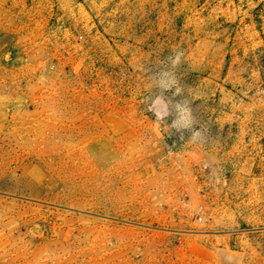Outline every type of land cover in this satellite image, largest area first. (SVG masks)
Returning a JSON list of instances; mask_svg holds the SVG:
<instances>
[{
  "label": "rangeland",
  "instance_id": "obj_1",
  "mask_svg": "<svg viewBox=\"0 0 264 264\" xmlns=\"http://www.w3.org/2000/svg\"><path fill=\"white\" fill-rule=\"evenodd\" d=\"M223 3L0 0V264H264V157L228 153L264 71Z\"/></svg>",
  "mask_w": 264,
  "mask_h": 264
},
{
  "label": "crops",
  "instance_id": "obj_2",
  "mask_svg": "<svg viewBox=\"0 0 264 264\" xmlns=\"http://www.w3.org/2000/svg\"><path fill=\"white\" fill-rule=\"evenodd\" d=\"M232 3V4H231ZM264 5V0H251V2H247L244 0H224L222 4V8L229 12L235 11V19L225 18V24L223 29L225 30L224 35H220V37L216 40L221 44L226 45V51L228 53V59L233 58L232 52L237 49V54L242 56L243 49L242 47L238 48V44H240V38L246 41L245 29H249V33L254 34L253 42H256L258 45L255 49L250 50L246 54V59L243 61H248L250 55L264 45V39H262V34H264V17H261V32L257 28L256 16L257 15V7L259 5ZM213 4L210 6L212 7ZM252 8L249 10V8ZM244 11L247 12V16L243 17L239 16L238 12ZM264 12V10H262ZM261 13V12H259ZM240 32V33H239ZM249 43V42H247ZM236 48V49H235ZM246 60V61H245ZM249 63V62H247ZM250 65V64H249ZM251 66V65H250ZM252 69L258 71H264L256 66H251ZM235 141L228 153H233L235 155H246V153H250L252 155L258 157H264V115H256L250 117H240L238 121V129L235 133Z\"/></svg>",
  "mask_w": 264,
  "mask_h": 264
},
{
  "label": "trees",
  "instance_id": "obj_3",
  "mask_svg": "<svg viewBox=\"0 0 264 264\" xmlns=\"http://www.w3.org/2000/svg\"><path fill=\"white\" fill-rule=\"evenodd\" d=\"M262 10H264V5L261 4V5H259L257 7V12L258 13L256 15V16H258V17H256L257 18L256 22L258 24L257 28H258V30L260 32H261V23H262V21H261V18L259 16L264 17V12H262ZM259 12H261V13H259ZM261 36H262V39H264V34H262ZM247 62H249V64L251 66H256V67H259L261 69H264V45H262L256 51H254L250 55V57H249Z\"/></svg>",
  "mask_w": 264,
  "mask_h": 264
},
{
  "label": "clouds",
  "instance_id": "obj_4",
  "mask_svg": "<svg viewBox=\"0 0 264 264\" xmlns=\"http://www.w3.org/2000/svg\"><path fill=\"white\" fill-rule=\"evenodd\" d=\"M179 60V56H177V61Z\"/></svg>",
  "mask_w": 264,
  "mask_h": 264
}]
</instances>
